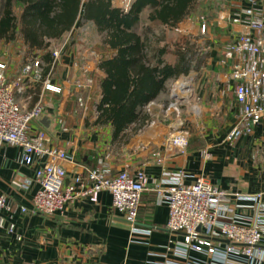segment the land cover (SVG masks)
<instances>
[{
    "label": "crops",
    "instance_id": "obj_1",
    "mask_svg": "<svg viewBox=\"0 0 264 264\" xmlns=\"http://www.w3.org/2000/svg\"><path fill=\"white\" fill-rule=\"evenodd\" d=\"M111 1L116 7L127 8L132 0ZM2 3L3 0H0V11ZM13 11L16 15L20 13L19 2L13 1ZM87 28L98 40L97 47L90 49L95 58L86 52L88 47L82 41L81 32ZM215 30L213 38H210L213 47L208 45L207 62L202 70V66L199 67L198 89L205 121L210 111L213 112L210 115L215 114V119L222 114V118L217 120L221 127L218 129L212 122L205 134L194 130L187 136V144L182 150L172 145L171 134L140 135L138 130L125 143L117 146L111 141L110 125L94 123L96 105L101 96L100 81L104 76L98 63L100 59L112 55L113 51L101 45L93 22H76L61 37L51 39L45 49L28 51L20 38L15 40L28 53L39 55L44 65L51 60V50L64 44L51 78L52 83L61 87V92L43 91L40 83H32L16 92L15 99L23 110L40 100L47 114H55L51 130L36 119L31 122V129H43L47 137L46 145L61 148L69 156L62 161L66 184L74 175L86 174L87 169L96 165L99 157H106L114 171L126 169L133 173L140 169L150 177L170 180L180 169L186 174L184 182L187 184L201 176L232 192H264V116L252 133L242 135L233 142L225 140L234 123L236 105L227 68L219 63L221 47L227 39L226 28L224 24L217 23ZM47 52L50 53L48 59L44 57ZM28 58L18 65L11 59L0 60L7 64L8 78H13ZM83 69L93 76V85L88 92L71 85ZM190 72L196 74V71ZM185 86L182 89L187 92L189 88ZM172 94L177 96L171 89ZM79 95L87 98L86 112L78 105ZM174 105L171 103L167 108ZM157 153L161 155V162L156 160ZM20 160L19 147L0 146V192L6 196V206L0 210V218L4 222V227L0 228V264H167L165 255L175 261L183 260L167 250L173 242L182 241V237L165 227L167 206L157 202L155 192L142 194L137 215V225L150 229L148 236L131 234L129 223L112 207L108 192H101L95 203L75 199L61 212L43 216L31 211L32 197L37 189L34 170L40 165V160L37 159L32 166L22 165ZM22 206L27 211L22 212ZM252 213L247 209H233V216L236 217H251ZM9 224H13L12 232L5 228ZM256 253L262 258L248 261L232 258L227 264H264V236ZM189 254L195 261L209 262L203 254L194 251H189Z\"/></svg>",
    "mask_w": 264,
    "mask_h": 264
},
{
    "label": "built area",
    "instance_id": "obj_2",
    "mask_svg": "<svg viewBox=\"0 0 264 264\" xmlns=\"http://www.w3.org/2000/svg\"><path fill=\"white\" fill-rule=\"evenodd\" d=\"M216 22L226 28L227 39L222 44L219 63L227 68L236 105L234 123L225 135L226 141L233 142L252 133L264 116V3L250 2L219 11ZM200 31H208L205 19L200 23ZM63 46L51 50L47 65L39 55L30 56L13 78L7 76L6 62L0 61V146L19 147L22 165L32 166L40 160L34 170L37 189L31 201L32 213L51 216L75 199L95 203L101 192H108L112 207L129 223L131 234L148 236L150 229L137 225V215L142 194L153 191L157 202L167 206L165 227L182 237V241L173 242L167 250L183 260L175 261L165 255V263L227 264L232 258L247 261L262 258L256 252L264 236V192H232L201 176L187 184L184 182L186 174L180 169L170 180L150 177L140 169L133 173L126 169L114 171L106 157H99L86 174L74 175L67 184L64 182L66 170L62 161L69 156L61 148L46 145L43 129H31V122L44 111V105L38 100L31 108L23 110L15 99L16 92L32 83H40L43 91L61 92V87L52 83L51 78ZM88 53L94 55L93 50L89 49ZM71 85L88 92L93 77L83 69ZM77 101L86 112L87 98L79 95ZM171 143L182 150L187 144V132L178 131L171 136ZM156 160L162 161L159 153ZM5 206L6 196L0 192V210ZM20 209L27 211L23 206ZM233 209L253 213L251 217H236ZM3 223L0 218V228L4 227ZM5 228L12 232L13 224ZM189 251L203 254L209 262L195 261Z\"/></svg>",
    "mask_w": 264,
    "mask_h": 264
},
{
    "label": "trees",
    "instance_id": "obj_3",
    "mask_svg": "<svg viewBox=\"0 0 264 264\" xmlns=\"http://www.w3.org/2000/svg\"><path fill=\"white\" fill-rule=\"evenodd\" d=\"M13 1L21 4L18 15ZM198 1L132 0L122 8L111 0H3L0 41L20 38L28 51L45 49L76 22H93L101 45L113 51L98 63L104 76L94 123L110 125L111 141L119 146L149 121L145 106L166 90L167 81L204 61L205 54L187 40L173 44L172 62L165 58V31L187 18Z\"/></svg>",
    "mask_w": 264,
    "mask_h": 264
},
{
    "label": "rangeland",
    "instance_id": "obj_4",
    "mask_svg": "<svg viewBox=\"0 0 264 264\" xmlns=\"http://www.w3.org/2000/svg\"><path fill=\"white\" fill-rule=\"evenodd\" d=\"M250 2L264 3V0H199L188 18H185L180 22L181 26H176L173 29L165 31V39L169 45L168 52L165 56L166 59L171 61L174 60L173 44L175 42L184 45V42L187 40L195 45L199 54H205L204 61L201 63V69L198 68L195 70L196 74L198 73L197 75L194 73L191 74L190 72V74L184 77H178L167 81L166 90L154 101H150L145 106V111L149 113L150 119L138 129L137 133L140 135H153L154 133L172 135L175 132L182 130L187 132V136H190L194 130L200 132V134H205L209 128L208 125L212 122H215L214 126L217 128L220 126L217 120L220 117L222 118V114L215 119V114L210 115L213 113L210 111L208 112L207 121H205L203 117L201 109L204 106L201 105V98L198 89V86H200V70L204 68L207 62L205 56L207 57V51L209 50L208 45H210V47L213 45L210 44V38H213L211 36H214L213 32L216 31V12L219 10H232L239 5L245 6ZM203 19L208 23V31L206 32L200 31V23ZM81 34L82 41L85 42L88 49L97 47L98 40L92 31L87 28L86 30H82ZM88 49L86 50L87 53ZM31 55L32 54L28 53L24 46L19 42L12 41L3 43L0 41V60L11 59L15 65H18L20 61L23 62V60ZM93 57L95 58V54ZM181 83L187 85L185 88H189V91L187 90L185 94L177 92L178 99L174 98L171 96V89H173L176 84ZM171 103L175 105L168 109L167 107L169 105L171 106ZM204 115L207 116V114ZM219 120L221 121L222 119Z\"/></svg>",
    "mask_w": 264,
    "mask_h": 264
},
{
    "label": "water",
    "instance_id": "obj_5",
    "mask_svg": "<svg viewBox=\"0 0 264 264\" xmlns=\"http://www.w3.org/2000/svg\"><path fill=\"white\" fill-rule=\"evenodd\" d=\"M172 96L177 97L175 94H172ZM54 117V113L47 114V110H44L40 115L37 116L36 120H38L47 130H51L54 125Z\"/></svg>",
    "mask_w": 264,
    "mask_h": 264
},
{
    "label": "bare ground",
    "instance_id": "obj_6",
    "mask_svg": "<svg viewBox=\"0 0 264 264\" xmlns=\"http://www.w3.org/2000/svg\"><path fill=\"white\" fill-rule=\"evenodd\" d=\"M182 87H183V85L176 84V85L174 86V88H173V91L176 92V93L181 91L182 93L185 94L186 91H184V90L182 89Z\"/></svg>",
    "mask_w": 264,
    "mask_h": 264
}]
</instances>
